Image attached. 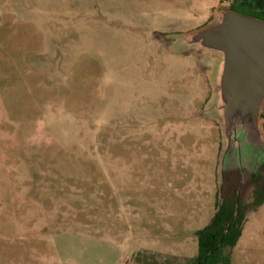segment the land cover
<instances>
[{
	"label": "rangeland",
	"instance_id": "1",
	"mask_svg": "<svg viewBox=\"0 0 264 264\" xmlns=\"http://www.w3.org/2000/svg\"><path fill=\"white\" fill-rule=\"evenodd\" d=\"M235 3L0 0V264H187L220 198L253 200L245 166L218 183L215 54L165 37ZM229 253L264 264V201Z\"/></svg>",
	"mask_w": 264,
	"mask_h": 264
},
{
	"label": "water",
	"instance_id": "2",
	"mask_svg": "<svg viewBox=\"0 0 264 264\" xmlns=\"http://www.w3.org/2000/svg\"><path fill=\"white\" fill-rule=\"evenodd\" d=\"M177 52L191 48L215 54L210 76L214 84V115L222 129L223 147L218 183L223 173L244 166L258 173L264 163L260 116L264 104V20L219 9L209 23L187 33L167 34ZM244 175V174H243ZM238 192L234 213L238 211Z\"/></svg>",
	"mask_w": 264,
	"mask_h": 264
},
{
	"label": "trees",
	"instance_id": "3",
	"mask_svg": "<svg viewBox=\"0 0 264 264\" xmlns=\"http://www.w3.org/2000/svg\"><path fill=\"white\" fill-rule=\"evenodd\" d=\"M228 9L264 20V6L255 9L250 0H236V3L229 6ZM244 10L248 13L241 12ZM237 172L240 177L243 175L239 169H237ZM250 176L255 177V174L253 173ZM254 186L253 201L251 203H244L241 196H239L237 215L228 227L227 224L234 213L236 187L233 189L232 195L227 193L216 202L215 212L209 222L194 232L197 250L195 256L190 258L187 264H230L229 251L236 245L241 236L247 208L259 206L264 201V185L254 184ZM137 264L153 263H148L143 255L137 257Z\"/></svg>",
	"mask_w": 264,
	"mask_h": 264
},
{
	"label": "flooded vegetation",
	"instance_id": "4",
	"mask_svg": "<svg viewBox=\"0 0 264 264\" xmlns=\"http://www.w3.org/2000/svg\"><path fill=\"white\" fill-rule=\"evenodd\" d=\"M243 177V176H242ZM248 178H249V181L254 185V184H258L259 186L261 185H264V177L260 176L259 175V172L257 174H255V177H251L250 175H248ZM257 178L260 179V181L257 180ZM239 187H240V184H238V186L236 187V195H237V192H238V195L240 196L239 194ZM236 199V198H235ZM238 201H239V197H238ZM253 201V200H252ZM251 201V202H252ZM250 202V203H251Z\"/></svg>",
	"mask_w": 264,
	"mask_h": 264
},
{
	"label": "crops",
	"instance_id": "5",
	"mask_svg": "<svg viewBox=\"0 0 264 264\" xmlns=\"http://www.w3.org/2000/svg\"><path fill=\"white\" fill-rule=\"evenodd\" d=\"M253 5H255L258 8H262L264 6V0H250Z\"/></svg>",
	"mask_w": 264,
	"mask_h": 264
}]
</instances>
